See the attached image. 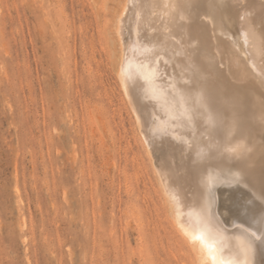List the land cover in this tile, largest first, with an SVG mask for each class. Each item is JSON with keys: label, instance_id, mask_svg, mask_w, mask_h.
<instances>
[{"label": "rangeland", "instance_id": "1", "mask_svg": "<svg viewBox=\"0 0 264 264\" xmlns=\"http://www.w3.org/2000/svg\"><path fill=\"white\" fill-rule=\"evenodd\" d=\"M249 1L214 0L210 16L223 37L235 42L232 26ZM123 3L0 0V264H196L159 172L170 152L184 168L198 141L150 110L145 148L119 75ZM263 79L256 75L261 90ZM257 147L248 164L205 157L203 184L187 186L203 189L227 224L253 225L264 213Z\"/></svg>", "mask_w": 264, "mask_h": 264}, {"label": "bare ground", "instance_id": "2", "mask_svg": "<svg viewBox=\"0 0 264 264\" xmlns=\"http://www.w3.org/2000/svg\"><path fill=\"white\" fill-rule=\"evenodd\" d=\"M250 1L239 11L234 6L238 11L232 26L236 43L218 32L210 16L214 0H124L117 20L119 75L131 93L147 151L150 110L156 112L159 124L165 123L181 136L193 134L198 141L185 151L184 168L174 164L175 154L170 152L169 168L161 173L156 170L173 222L196 264H264V213L259 212L253 225L236 220L227 224L203 189L199 194L187 190L190 184H203L200 173L206 168L205 157L211 165L248 164L257 145L264 154V89H259L256 80L257 74L264 78V29L257 28L264 0ZM191 153L194 158L189 161ZM263 165L257 166L264 171Z\"/></svg>", "mask_w": 264, "mask_h": 264}]
</instances>
